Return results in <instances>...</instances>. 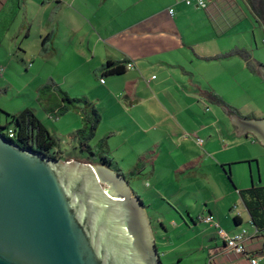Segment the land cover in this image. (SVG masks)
Returning a JSON list of instances; mask_svg holds the SVG:
<instances>
[{"label":"crops","instance_id":"1","mask_svg":"<svg viewBox=\"0 0 264 264\" xmlns=\"http://www.w3.org/2000/svg\"><path fill=\"white\" fill-rule=\"evenodd\" d=\"M244 2L247 4L245 15L235 0H215L205 9L186 7L177 4L176 0H0V16L8 10L10 3L15 5L10 8L13 9V19L18 17L16 10L21 11L20 14L24 12V22L12 44L20 46L22 43L23 46L21 39L30 41L34 35L36 40L29 49L22 48L23 55L35 61L50 57L64 62L74 59L80 62L77 69L64 70L67 73L64 84L60 83L58 88L71 97L86 98L95 105L102 116L96 138L103 133L101 140L108 139L110 153V145L115 139H121L122 143L138 141L135 158L146 164L133 178L140 179L148 174L157 186L155 189L160 198L181 217V226L196 230L205 223L201 218L207 215L199 214L197 221L180 193L192 187L209 191L210 174L203 171L205 164H208L207 169H210L209 164L212 165L219 185L225 186L227 182L234 190L231 194H240L249 215L241 191L258 187L253 182L254 186L241 189L232 179L233 163L239 161L249 163L253 179L252 161L257 159L256 156L247 149L242 154L244 160L237 159L228 149L231 157L226 161L219 160L218 157H223L226 150L215 149L218 138L214 137L216 133L211 134L210 129L217 132L221 114L232 120L233 130L229 134L246 140L256 139L235 125L234 116L244 120L261 118H243L242 114H230L218 105L213 109L211 119L207 106L209 92L222 98L227 88L230 92L238 91V80L236 77L224 80L226 73L235 75L236 65L239 71L243 66L244 70L249 68L247 62H241L240 56L214 60L237 48L241 50L240 42L236 44L235 39L227 42V36L228 39L235 36L233 31L242 29L243 24L250 29L248 18L254 21L256 28L264 31V25H259L254 19L249 3ZM36 44L39 46L37 49ZM3 45L0 42V47ZM109 62H131L135 69H127L123 75L104 77V69ZM258 67L264 68V65L254 63L247 72L261 79ZM4 70L1 67V74ZM75 70L78 79L90 75L89 82L75 81V86L82 84L89 90H83L87 93L84 96L73 94L77 93L74 86L65 89L66 75L73 74ZM82 72L84 75L80 77ZM70 113L77 114L74 111ZM78 131L70 137L73 139ZM234 146L241 155L242 143ZM197 147L207 151L198 153ZM69 160L80 162L73 158ZM90 162L98 163L99 160L88 159L84 163ZM165 190L172 192L166 194ZM189 193L193 196V192ZM225 197L215 200L218 202ZM204 201L208 216H213L223 230V225L229 227L227 218L209 208L210 200ZM250 219L253 233L247 231L251 238L245 245L246 251L250 257L264 264V234H257L251 215ZM243 225V218L236 216L234 228L224 231L234 236L244 230ZM161 226L167 232L162 222ZM210 227L218 232L214 226ZM208 249L210 264H251L247 257L227 248L224 240L210 244Z\"/></svg>","mask_w":264,"mask_h":264},{"label":"rangeland","instance_id":"2","mask_svg":"<svg viewBox=\"0 0 264 264\" xmlns=\"http://www.w3.org/2000/svg\"><path fill=\"white\" fill-rule=\"evenodd\" d=\"M235 1H237L244 12L243 15H245L247 13V4L244 0ZM245 1L247 2V0ZM14 6L13 3H10L8 10L0 16V42L4 44L3 47H0V69L1 67L5 69L0 76V127H5L6 131L14 129L15 125L10 116L20 114L26 110H32L37 118L46 126L51 135L57 139L58 145L55 151L60 153L62 160L66 161L73 158L84 163L85 161L87 162L88 159H94V161H96L101 159V156H106L114 162L115 170L124 173V176H129L131 174L128 173L130 170L133 172L135 170L136 172L137 169L134 168V165L140 162L135 158L136 149L138 147L137 140H131L129 143H122L121 139H115L110 145L112 149V153H110L108 143L104 146L101 140L104 136L102 135L103 133H99L98 137L91 142V151H82L78 141L70 137V134L82 129L83 124L81 118L75 113H67L64 116L57 117L54 112L57 110L60 98L51 95L52 93H49L46 97L41 96V91L52 83L56 85L63 83L65 74H67L64 70L77 69L80 66V62L75 59L64 62L61 59L50 57L39 58L35 61L34 58L23 55L21 53L22 48L24 50L29 49L30 44H35L36 38L34 35L30 41L24 38L21 39V41L24 42L23 46L22 43H20V46L15 45V43L12 44L17 30L24 22L23 18L25 17L24 12L20 14L21 11L16 10L18 17L13 19L14 16L11 13L13 9L10 8H14ZM247 20L251 24L250 29L246 24H243L242 29H238V31L234 30L233 33L235 32L236 35L230 36V39H228L229 36H227L226 41L228 42L235 39L236 44L237 41L240 42L241 51L249 52L253 58L252 67L254 63L264 65V31H262L260 27L256 28V24L251 18ZM239 31L240 34H238ZM226 33L228 34V32ZM38 44H36L35 49L39 48ZM240 59L241 62L245 61L243 56H240ZM243 65L245 64L243 63ZM250 68L244 70L243 66L239 71L236 65L234 71L235 75L229 72L225 74L223 79L227 81L236 77L238 81L235 80L239 84V87L236 88L238 89L237 92H230L228 88L225 89L226 92H223L225 97H222V99L227 105L238 110L240 115L242 114V116H244L243 118L258 117L263 119L264 82L255 77V74L250 75L249 72H247L250 71ZM83 75L84 72L80 73V77H83ZM66 76L68 77H66L67 84L65 89H67V87L73 88L74 86L76 88L75 92L77 93L73 94H81L80 96L87 94L83 93L87 89L82 84L75 86V81L77 82V80H79L84 83L89 82L91 80L90 75L78 79L79 75L77 70H75L73 74ZM88 91L89 90H87V92ZM207 106L209 108V117L212 119V116H214L213 109L220 105L215 106L214 103L209 102ZM218 118L220 123L216 127L217 132L210 129L211 134L214 135V133H216L214 137L218 138L215 149L226 150L225 155L223 157H218V159L226 161L231 157L228 149H231V153L235 154L237 159L242 158V160H244L245 157H243L242 154H244L247 149L248 152L257 158L252 161L253 179H251L249 163L244 164L241 161L233 163L232 179L236 186L241 189L245 188V186H264V146L254 138L246 140L245 138L237 137V135L229 134V131L233 130L232 120L226 116L223 117L221 114ZM152 135L153 134L149 137ZM238 143H242L240 147L241 155L238 152V148L234 146ZM197 149L199 151L196 150L198 153H202L204 150L207 151V149H203V147H197ZM141 162L144 163L145 167L146 162ZM207 165L208 164H205L203 171H209L210 174L208 180L209 191L196 190L192 187L187 192L180 193L190 206L189 210L193 216H195L197 221H199L198 216L201 213L208 216V209L204 203V200L208 198L210 200L208 202L209 208L218 211L222 216L227 218L229 227L223 225L224 230H232V228H234L236 216H240L244 221L242 228L249 233H253L250 215L243 204L240 194H231L234 190L227 182L225 186L219 185L218 179L216 178L217 176L214 175V168L209 164L210 169H207ZM227 170H229V165H227ZM136 175L138 176V173ZM225 176L229 179L228 175ZM131 177V187L135 194L141 196L148 211L156 245L163 264H210L208 246L216 241H220L221 243L223 241L220 236V229L216 227V224L219 225L217 221H215L214 225L203 223L199 225L196 230H189L181 226V217L174 212L168 205V202L160 198L159 194H157L158 191L155 189L157 186L148 174L136 180L133 178V175ZM229 181L231 182L230 179ZM231 184L234 186L232 182ZM163 192L169 194L172 191L165 190ZM189 192H193V196H190ZM225 195L226 197L224 199L216 202L215 199ZM161 222L165 225L167 232L164 231ZM210 226H214L218 232Z\"/></svg>","mask_w":264,"mask_h":264},{"label":"water","instance_id":"3","mask_svg":"<svg viewBox=\"0 0 264 264\" xmlns=\"http://www.w3.org/2000/svg\"><path fill=\"white\" fill-rule=\"evenodd\" d=\"M234 123L264 146V119ZM0 264L163 262L145 203L121 172L101 159L48 157L0 134Z\"/></svg>","mask_w":264,"mask_h":264},{"label":"trees","instance_id":"4","mask_svg":"<svg viewBox=\"0 0 264 264\" xmlns=\"http://www.w3.org/2000/svg\"><path fill=\"white\" fill-rule=\"evenodd\" d=\"M247 2L252 8L254 19L259 25H264V0H247ZM233 56H243L249 68L252 67L253 58L247 51L235 50L221 57H217L214 60ZM126 64L107 63L103 76L113 77L125 74L127 72ZM49 93L60 98V103L54 112L57 117L64 116L73 111L81 116L83 127L75 133L73 140L78 141L82 151H91V142L96 138L97 130L102 122V116L95 105L86 98H72L69 94L60 90L55 83L45 87L41 91V96L46 97ZM207 99L209 102L224 107L230 114L240 115L238 110L227 105L221 97L212 92L207 94ZM10 117L15 127L9 131H6L5 127H0L1 135L15 142L23 149H31L48 157L62 159L60 153L55 151L58 145L57 139L51 135L46 126L37 118L32 110H26L20 114L11 115ZM11 133L14 135L13 138H10ZM102 142L105 146L108 143V139H104ZM101 160L107 166L116 169L114 162L109 157L101 156ZM141 168H144L143 162L137 164V171L132 172L130 175H136ZM130 175H125L129 181L131 180ZM241 195L250 212L253 225L259 230V233L264 234V187L258 186L241 191Z\"/></svg>","mask_w":264,"mask_h":264},{"label":"built area","instance_id":"5","mask_svg":"<svg viewBox=\"0 0 264 264\" xmlns=\"http://www.w3.org/2000/svg\"><path fill=\"white\" fill-rule=\"evenodd\" d=\"M215 0H176L177 4L185 5L186 7H197L200 9H205L208 7L209 4L214 2ZM126 68L128 70H134L135 65L133 63H128L126 65ZM1 76V72H0ZM14 135L11 133L10 138H13ZM202 142V141H200ZM201 220H204L205 223L213 224L215 223L213 216H207L205 218H201ZM216 227L220 229V236L224 240L227 248L234 251L235 253L239 255H244L247 257L251 264H260L259 260L252 258L249 256V254L246 251V243L250 240L251 235L248 234L247 230H242L239 234H236L234 236H230L228 233H226L219 225L216 224ZM257 229V228H256ZM259 233V230L257 229V234Z\"/></svg>","mask_w":264,"mask_h":264}]
</instances>
